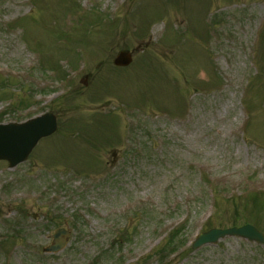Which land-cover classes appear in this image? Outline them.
<instances>
[{
	"label": "rangeland",
	"instance_id": "1",
	"mask_svg": "<svg viewBox=\"0 0 264 264\" xmlns=\"http://www.w3.org/2000/svg\"><path fill=\"white\" fill-rule=\"evenodd\" d=\"M48 111L55 134L0 162V264H264L189 248L264 232V0H0V124Z\"/></svg>",
	"mask_w": 264,
	"mask_h": 264
},
{
	"label": "water",
	"instance_id": "2",
	"mask_svg": "<svg viewBox=\"0 0 264 264\" xmlns=\"http://www.w3.org/2000/svg\"><path fill=\"white\" fill-rule=\"evenodd\" d=\"M130 62V55L122 53L116 59L117 65H127ZM56 129L54 116L46 114L30 120L23 124H9L0 126V160L6 159L15 166L24 161L30 151L34 148L40 138L52 134ZM68 232L59 230L55 235V243L52 251H57L65 245ZM226 236H238L249 241L264 243V234L252 225H245L239 228L212 229L209 232L199 235L193 243L197 249L205 244L216 243Z\"/></svg>",
	"mask_w": 264,
	"mask_h": 264
},
{
	"label": "trees",
	"instance_id": "3",
	"mask_svg": "<svg viewBox=\"0 0 264 264\" xmlns=\"http://www.w3.org/2000/svg\"><path fill=\"white\" fill-rule=\"evenodd\" d=\"M163 249V248H162ZM160 250L159 254L161 255V257L164 259L165 258V255L167 254L166 252H169L168 248H165L163 250ZM174 249L170 250V251H173Z\"/></svg>",
	"mask_w": 264,
	"mask_h": 264
}]
</instances>
